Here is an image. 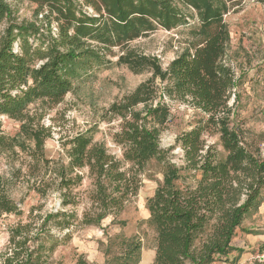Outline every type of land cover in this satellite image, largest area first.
I'll return each mask as SVG.
<instances>
[{
	"label": "trees",
	"instance_id": "16d2710c",
	"mask_svg": "<svg viewBox=\"0 0 264 264\" xmlns=\"http://www.w3.org/2000/svg\"><path fill=\"white\" fill-rule=\"evenodd\" d=\"M13 1L37 8L34 20L19 21L10 0H0V116L32 130L23 140L4 134L0 123V156L23 155L30 189L40 199L56 194L60 208L34 217L42 206L33 207L28 223L10 230L2 264H34V256L54 253L75 231L110 217L116 222L137 196L141 175L152 161L163 168V180L148 201L149 225L156 235L153 264L229 262L237 251L233 240L238 230L264 199V158L249 150L243 131L232 125L236 81L225 60V17L244 0ZM180 28L188 30V47L167 68L157 57L132 48L160 29ZM113 59L136 75L152 74L105 113L107 121H121L113 141L122 157L95 143L88 130L63 143L64 156L48 158L52 132L41 124L44 115L31 107L61 104L80 75L107 68ZM171 102L190 105L205 116L176 140L183 152L181 167L172 160L173 149L161 146ZM207 136L217 142L208 144ZM4 215L23 212L9 194L8 181L0 178V217ZM38 221V241L30 242L25 232ZM116 239L120 252L106 264H139L140 240ZM259 254L264 256V245ZM256 263L264 264V258ZM79 264L87 263L80 259Z\"/></svg>",
	"mask_w": 264,
	"mask_h": 264
},
{
	"label": "rangeland",
	"instance_id": "374dc122",
	"mask_svg": "<svg viewBox=\"0 0 264 264\" xmlns=\"http://www.w3.org/2000/svg\"><path fill=\"white\" fill-rule=\"evenodd\" d=\"M10 3L17 12L19 21L35 19L36 5L28 1L10 0ZM225 22L229 32L225 60L232 67L236 81L230 101V106L235 112L232 125L243 131L244 142L249 150L264 158V0H244L240 7L225 17ZM189 40L188 30L185 28L171 32L160 29L134 42L132 48L145 56L157 57L163 67L167 68L187 49ZM115 62L116 59H113V64L107 68L80 75L74 81L73 91L61 104L39 103L31 107L32 112L44 115L41 124L51 129L52 138L46 143L48 158L59 159L64 156L63 143L88 130L93 131L95 143L105 145L109 153L117 158L122 157L120 148L113 141L114 135L120 131L121 121H107L105 113L113 103L132 93L140 84L150 79L152 74L145 72L136 75L126 66L117 65ZM170 106V122L161 137V146L164 149H173L172 160L181 167L183 152L176 140L194 128L205 116L187 104L171 102ZM0 123L4 134L10 137L19 135L23 140L32 130L7 117L0 116ZM206 140L208 144L217 142V138L213 136H207ZM219 150L222 148L219 147ZM23 162V155L11 159L8 156H0V178L8 181L9 194L23 212L19 217H0V254L4 253L9 245L10 230L19 223H28L33 207L42 206L41 211L35 210L34 217L56 212L60 208L56 194L40 199L30 189ZM19 169L22 170L20 175L16 173ZM141 178L142 186L137 196L131 200L116 222L110 217L99 226L77 230L67 244L58 247L54 253L34 256L33 263L79 264L82 259L87 264H106L120 252L115 245L117 237L136 238L142 243V251L147 254L152 252V247L156 246V235L149 225L148 201L163 180L162 166L152 161ZM88 185L89 182H86L84 188ZM120 222H124L125 226L119 225ZM40 223L36 222L33 230L25 232L30 242L38 241L36 238ZM263 245L264 199L260 210L249 217L238 230L233 240L237 251L231 254L230 261H218L214 264H257L259 258H264L259 254Z\"/></svg>",
	"mask_w": 264,
	"mask_h": 264
},
{
	"label": "crops",
	"instance_id": "0c3cea01",
	"mask_svg": "<svg viewBox=\"0 0 264 264\" xmlns=\"http://www.w3.org/2000/svg\"><path fill=\"white\" fill-rule=\"evenodd\" d=\"M156 256V246L152 247V252L148 254L142 251L141 260L139 264H153Z\"/></svg>",
	"mask_w": 264,
	"mask_h": 264
},
{
	"label": "built area",
	"instance_id": "2783aa9c",
	"mask_svg": "<svg viewBox=\"0 0 264 264\" xmlns=\"http://www.w3.org/2000/svg\"><path fill=\"white\" fill-rule=\"evenodd\" d=\"M88 12H89V13H92V11H91V10H88Z\"/></svg>",
	"mask_w": 264,
	"mask_h": 264
}]
</instances>
